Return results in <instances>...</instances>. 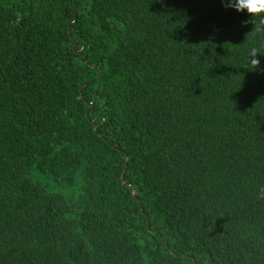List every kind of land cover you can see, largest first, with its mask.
Returning a JSON list of instances; mask_svg holds the SVG:
<instances>
[{
  "label": "trees",
  "instance_id": "trees-1",
  "mask_svg": "<svg viewBox=\"0 0 264 264\" xmlns=\"http://www.w3.org/2000/svg\"><path fill=\"white\" fill-rule=\"evenodd\" d=\"M262 185L264 23L0 0V264H264Z\"/></svg>",
  "mask_w": 264,
  "mask_h": 264
},
{
  "label": "clouds",
  "instance_id": "clouds-1",
  "mask_svg": "<svg viewBox=\"0 0 264 264\" xmlns=\"http://www.w3.org/2000/svg\"><path fill=\"white\" fill-rule=\"evenodd\" d=\"M225 6L236 10L237 12L247 14L253 18V21L264 23V0H225ZM261 55L256 48L248 51V63L252 69L260 66V60L257 58ZM258 198L264 199V185L259 187Z\"/></svg>",
  "mask_w": 264,
  "mask_h": 264
},
{
  "label": "water",
  "instance_id": "water-1",
  "mask_svg": "<svg viewBox=\"0 0 264 264\" xmlns=\"http://www.w3.org/2000/svg\"><path fill=\"white\" fill-rule=\"evenodd\" d=\"M134 195H135V196L137 195V192H136V191H134ZM143 212H144V210H143ZM149 227H150V225H149Z\"/></svg>",
  "mask_w": 264,
  "mask_h": 264
}]
</instances>
